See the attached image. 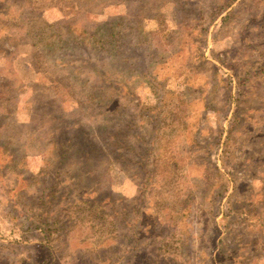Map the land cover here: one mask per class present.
<instances>
[{"label":"rangeland","instance_id":"rangeland-1","mask_svg":"<svg viewBox=\"0 0 264 264\" xmlns=\"http://www.w3.org/2000/svg\"><path fill=\"white\" fill-rule=\"evenodd\" d=\"M0 264H264V0H0Z\"/></svg>","mask_w":264,"mask_h":264}]
</instances>
